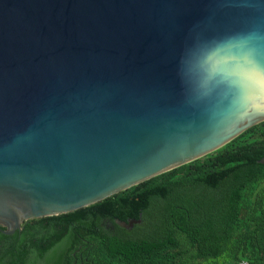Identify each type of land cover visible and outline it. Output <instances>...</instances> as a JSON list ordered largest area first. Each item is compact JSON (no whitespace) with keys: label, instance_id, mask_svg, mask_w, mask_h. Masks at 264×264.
Instances as JSON below:
<instances>
[{"label":"water","instance_id":"1","mask_svg":"<svg viewBox=\"0 0 264 264\" xmlns=\"http://www.w3.org/2000/svg\"><path fill=\"white\" fill-rule=\"evenodd\" d=\"M261 122L264 0H0L6 235L200 159Z\"/></svg>","mask_w":264,"mask_h":264},{"label":"trees","instance_id":"2","mask_svg":"<svg viewBox=\"0 0 264 264\" xmlns=\"http://www.w3.org/2000/svg\"><path fill=\"white\" fill-rule=\"evenodd\" d=\"M263 158L261 122L98 203L24 222L7 237L16 242L7 263L264 264ZM139 219L130 230L116 224Z\"/></svg>","mask_w":264,"mask_h":264},{"label":"flooded vegetation","instance_id":"3","mask_svg":"<svg viewBox=\"0 0 264 264\" xmlns=\"http://www.w3.org/2000/svg\"><path fill=\"white\" fill-rule=\"evenodd\" d=\"M22 225H21L20 230H17L18 234L22 233V229H23ZM4 231H5V228L0 226V264H8L7 260H10L8 249L12 245L14 246L16 244V242H14L13 239L7 238L8 236L13 235L16 231L9 235L4 234L3 233ZM2 259H4L3 262H1Z\"/></svg>","mask_w":264,"mask_h":264},{"label":"built area","instance_id":"4","mask_svg":"<svg viewBox=\"0 0 264 264\" xmlns=\"http://www.w3.org/2000/svg\"><path fill=\"white\" fill-rule=\"evenodd\" d=\"M237 264H248V263L245 261H241V262H238Z\"/></svg>","mask_w":264,"mask_h":264}]
</instances>
